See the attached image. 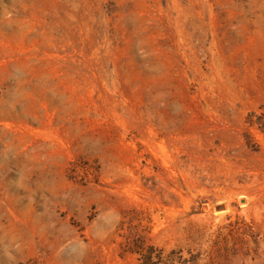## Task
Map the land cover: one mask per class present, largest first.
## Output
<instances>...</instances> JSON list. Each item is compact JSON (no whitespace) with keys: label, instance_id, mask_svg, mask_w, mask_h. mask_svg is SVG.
<instances>
[{"label":"rangeland","instance_id":"374dc122","mask_svg":"<svg viewBox=\"0 0 264 264\" xmlns=\"http://www.w3.org/2000/svg\"><path fill=\"white\" fill-rule=\"evenodd\" d=\"M160 255L264 264V0H0V264Z\"/></svg>","mask_w":264,"mask_h":264},{"label":"trees","instance_id":"16d2710c","mask_svg":"<svg viewBox=\"0 0 264 264\" xmlns=\"http://www.w3.org/2000/svg\"><path fill=\"white\" fill-rule=\"evenodd\" d=\"M158 260H159L158 262L161 263V264H174V263H176L173 259L168 260L169 263H164L161 255H160V257H158ZM146 261H147L146 264H158L157 262H154V260H153V258L151 256L150 257H146ZM180 261H181V259H180ZM188 263H189L188 261L181 262V264H188Z\"/></svg>","mask_w":264,"mask_h":264}]
</instances>
